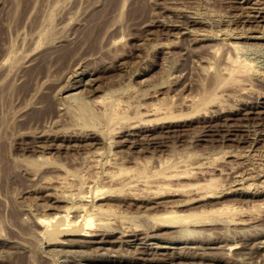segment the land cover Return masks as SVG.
<instances>
[{
  "label": "rangeland",
  "instance_id": "rangeland-1",
  "mask_svg": "<svg viewBox=\"0 0 264 264\" xmlns=\"http://www.w3.org/2000/svg\"><path fill=\"white\" fill-rule=\"evenodd\" d=\"M106 1L0 0V264H264V0Z\"/></svg>",
  "mask_w": 264,
  "mask_h": 264
},
{
  "label": "bare ground",
  "instance_id": "bare-ground-1",
  "mask_svg": "<svg viewBox=\"0 0 264 264\" xmlns=\"http://www.w3.org/2000/svg\"><path fill=\"white\" fill-rule=\"evenodd\" d=\"M30 2V0H17V4H16V8H18V10L20 9H24V8H26L27 6H28V3ZM119 2H120V0H107L106 1V3H107V6H106V8L104 9V11H103V13L101 14V17L103 18L106 14H108L109 12H111L115 7H118L119 6ZM147 13V10H146V6H144V5H138V6H135V8L133 9V11L130 13V16H132V17H134V18H136V17H138V16H143V15H145ZM103 25V22H100V23H98L97 22V24H95V25H93V26H91V28H89V30H88V32H87V35H86V39H87V41L88 42H90L91 44H93L95 41H96V38H97V36L99 35V33H100V30H101V26ZM1 30V29H0ZM67 54H65L64 56H66ZM241 64V63H240ZM244 63H242V65H243ZM235 65H237V64H235ZM241 65V66H242ZM249 66H252V65H250L249 64ZM248 66V67H249ZM236 67H238V66H236ZM242 67H244V66H242ZM242 67H240V68H234V67H232V68H234V69H237L238 70V72H240L241 70H242ZM252 68V67H251ZM233 70V69H232ZM244 70H246V69H244ZM248 70H249V68H248ZM236 71V70H235ZM231 72V70H230V72H231V74L232 75H230V78H232L231 76H233L234 74L233 73H236V72ZM243 71V70H242ZM229 79V78H228ZM77 86V85H76ZM75 86V87H76ZM81 86H83V85H81ZM79 89V88H78ZM212 94V93H211ZM205 96H207V94L205 95ZM210 97H212V96H210ZM101 98H103V96L102 97H100L99 98V100H101ZM106 98V97H105ZM104 98V99H105ZM214 98V97H213ZM103 100V99H102ZM107 100V99H106ZM103 102V101H102ZM104 102H106L105 100H104ZM156 110V109H155ZM187 166H190V165H187ZM188 168V167H187ZM186 171V170H185ZM180 173H182V172H180ZM189 173V174H188ZM195 173V172H194ZM197 173V172H196ZM160 174V176H158V177H161V175L163 176V174L164 173H159ZM159 174H157V175H159ZM186 174V175H185ZM183 173V174H180V175H185V178H186V176L187 175H190V172H187V173ZM191 174H192V172H191ZM165 175H167V174H165ZM173 175V174H172ZM176 175V174H175ZM177 175H179V173L177 172ZM169 176L171 177V174H169ZM168 176V177H169ZM174 178H175V176H173ZM177 177V176H176ZM178 177H181V176H178ZM184 177V176H183ZM182 178V177H181ZM213 178V177H212ZM166 179V178H165ZM176 179V178H175ZM213 179H215V180H217V178H213ZM213 179H211V180H213ZM170 180H172V179H170ZM177 180V179H176ZM210 179H209V181H211ZM215 180H213V181H215ZM208 181V183H210ZM218 181V180H217ZM240 181V180H239ZM165 182V181H164ZM167 182H169V181H167ZM200 182H202V181H200ZM148 183V182H147ZM146 183V184H147ZM174 183V182H173ZM205 183V182H204ZM216 183H218V182H216ZM216 183L214 182V185L216 186ZM150 184V183H149ZM169 184V183H168ZM189 184V183H188ZM195 184L196 185H198L199 183H194V184H192L193 186H195ZM213 184V182H211V187H213V188H215V186H213L212 185ZM156 185H158V184H156ZM163 186L164 185H167V184H165V183H163L162 184ZM170 185V184H169ZM185 185H187V184H185ZM192 185H189V186H187V187H189L190 189H191V187H192ZM205 185H208V184H204V185H202V184H199L198 186H203V187H207V186H205ZM151 186V185H150ZM159 186H161L160 184H159ZM160 187V189H157L156 191H163L162 189H164V188H167V189H170V187L168 188V186H164V187ZM175 186V185H174ZM191 186V187H190ZM219 186V185H218ZM176 187H178V186H176ZM195 187H197V186H195ZM208 187H210L209 185H208ZM210 187V188H211ZM179 189H181L180 191L181 192H183V188H185V186H179L178 187ZM200 187H198L197 189H199ZM212 188V189H213ZM219 187H217V188H215V189H218ZM230 188H232V187H230ZM175 188H173V189H171V190H174ZM177 189V188H176ZM186 189V188H185ZM215 189H213L214 191H210L209 193H211L210 195H208V194H202V195H204V197H205V199H206V197L208 198V197H210V198H212V197H215V196H217V194H223L226 190L225 189H221V190H218V191H215ZM229 189V188H228ZM153 190H155V189H153ZM186 190H188V189H186ZM203 190V188L202 189H199L198 191H202ZM176 191V190H175ZM197 191V190H196ZM198 191H197V193H198ZM205 191V190H204ZM232 191V190H231ZM164 192H167V190H164L163 191V193ZM168 192H169V190H168ZM177 192L178 193H180L179 192V190H177ZM203 192V191H202ZM185 193H187V192H185ZM192 193V192H191ZM200 193V192H199ZM154 194V193H153ZM182 194V193H181ZM189 194V193H188ZM157 195H159V194H157ZM183 195V194H182ZM223 195H225V194H223ZM159 196H161V195H159ZM189 196V195H188ZM201 196V195H200ZM199 196V197H200ZM68 197V196H67ZM193 197V196H192ZM198 197V198H199ZM218 197V196H217ZM200 198H202V196L200 197ZM221 198V197H220ZM185 199V198H184ZM192 199H195V198H192ZM191 200V199H190ZM200 200V199H199ZM202 200H203V198H202ZM60 201V200H59ZM62 202L64 201V200H61ZM185 201H187V203H189V201L186 199ZM194 200H192V202H193ZM196 201H198L197 199H196ZM178 202V201H177ZM180 202V201H179ZM181 203V202H180ZM185 202L183 201V204H184ZM191 203V202H190ZM179 204V203H178ZM261 204H263V202L261 203ZM77 205V204H76ZM80 205V204H79ZM182 205V204H181ZM185 205V204H184ZM223 206H224V204H223ZM228 206V205H227ZM231 206V205H230ZM230 206H228L229 208H230ZM235 206V205H234ZM261 206V205H260ZM81 206H78L77 205V209H79ZM100 207V208H99ZM110 207V206H109ZM225 207V206H224ZM56 208V207H55ZM59 208V207H58ZM98 208H99V211H100V209L103 211V212H105V211H113L112 210V208H105V207H101V206H98ZM226 208V207H225ZM236 207H234V209H232L231 208V211H233V213H236V212H239V213H241V211H237V209H235ZM238 208V207H237ZM240 208V207H239ZM53 209V208H52ZM65 209V208H64ZM67 209V208H66ZM114 209V208H113ZM57 210V209H56ZM71 210H72V208H71ZM224 210V209H223ZM227 210H229L230 211V209H227ZM236 210V211H235ZM239 210H242V208H240ZM59 211V210H58ZM61 211V210H60ZM115 211V210H114ZM174 212H171L170 211V215L169 214H167V215H169V216H167L166 215V213L164 212V214L166 215H164V221L163 220H161V221H163L162 223L164 224V223H167L166 225H168L169 226V224H170V226L172 227V225H174V223H177V224H179L180 222H183V221H189V222H197L198 221V219H200L202 216H204V215H202L201 213H198V214H200V215H196L195 213L193 214V213H190L189 215L188 214H186V213H184V214H186V215H183L182 213H179V212H175L176 210H173ZM220 211H222V210H218L217 212H220ZM82 212V211H81ZM207 212V211H206ZM214 212V214L216 213L217 214V212L216 211H213ZM224 212L225 213H223V211H222V213L223 214H228V211H225L224 210ZM203 213V212H202ZM232 213V212H231ZM77 214V213H76ZM207 214H211V213H207ZM220 214V213H219ZM223 214H220L221 216H223ZM58 216H56V217H54V218H50V219H47L46 220V222H49V221H51V225H52V227H53V230H52V232L51 233H59V232H63V230H64V232L65 231H71V235L73 236V235H76V236H79V237H83V238H92V239H96L97 237H98V234L96 233L97 232V230L96 229H92V225L90 224V220H88V221H86L87 223L85 224V226L87 225H90V227H88L87 228V230H86V228L85 227H79V225H78V222L76 221V220H68L69 222V224H66L65 222H66V219L65 218H60V215L59 214H57ZM156 215V214H155ZM162 215H163V213H162ZM233 215V214H232ZM237 215H239V214H237ZM241 215V214H240ZM154 216V215H153ZM156 216H158V218H159V215H156ZM156 216H154V217H156ZM161 216V215H160ZM224 216H226V215H224ZM229 216V215H228ZM233 217V216H232ZM234 217H235V215H234ZM157 218V217H156ZM161 218V217H160ZM162 218V219H163ZM230 218V217H229ZM157 220V219H156ZM160 220V219H159ZM233 220V219H232ZM179 222V223H178ZM241 222V221H240ZM245 222V221H244ZM243 222V223H244ZM242 223V222H241ZM172 224V225H171ZM67 226V228H64V229H62L61 227H63V226ZM176 225V224H175ZM165 226V225H164ZM163 226V227H164ZM94 228V227H93ZM54 231V232H53ZM63 232V233H64ZM48 235V234H47ZM69 235V234H68ZM52 237V236H51ZM60 237V236H59ZM91 239V240H92ZM58 241V240H57ZM95 241V240H94ZM62 242V241H61ZM65 242V241H64ZM76 242H79V241H76ZM103 242V241H102ZM56 243V242H55ZM66 243V242H65ZM73 243V242H72ZM96 243V242H95ZM60 244V243H59ZM68 244V243H67ZM91 244V243H90ZM101 244V243H100ZM73 247V246H72ZM161 248H163V247H161ZM165 248V247H164Z\"/></svg>",
  "mask_w": 264,
  "mask_h": 264
}]
</instances>
